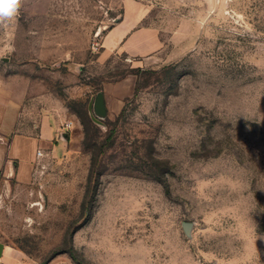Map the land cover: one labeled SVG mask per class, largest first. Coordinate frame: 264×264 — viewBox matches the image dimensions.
Segmentation results:
<instances>
[{
    "label": "rangeland",
    "instance_id": "1",
    "mask_svg": "<svg viewBox=\"0 0 264 264\" xmlns=\"http://www.w3.org/2000/svg\"><path fill=\"white\" fill-rule=\"evenodd\" d=\"M124 1L0 24V134L44 123L0 242L21 264H264V0H138L166 41L146 63L102 49Z\"/></svg>",
    "mask_w": 264,
    "mask_h": 264
},
{
    "label": "crops",
    "instance_id": "2",
    "mask_svg": "<svg viewBox=\"0 0 264 264\" xmlns=\"http://www.w3.org/2000/svg\"><path fill=\"white\" fill-rule=\"evenodd\" d=\"M123 10L122 18L106 30L102 39V49L106 54L121 53L129 59H141L142 63H146L163 51L166 41L163 39L159 28L143 24L148 15L143 3L138 0H125ZM172 45L174 49L168 56L170 61L176 60L178 54L187 46L186 43ZM102 98L106 108L104 94ZM43 124L41 125L39 139L14 136L11 140L6 141L3 135L0 134V185L3 188L9 185V179L12 175L16 177L18 182L28 179L33 162L44 155L43 153L38 155V152H35L34 155L31 153L30 156L24 155L31 144L43 141ZM13 162H16L14 169ZM3 245L4 249L0 264H21L18 258L19 255H16L10 247Z\"/></svg>",
    "mask_w": 264,
    "mask_h": 264
},
{
    "label": "clouds",
    "instance_id": "3",
    "mask_svg": "<svg viewBox=\"0 0 264 264\" xmlns=\"http://www.w3.org/2000/svg\"><path fill=\"white\" fill-rule=\"evenodd\" d=\"M21 3L22 0H0V24L17 15Z\"/></svg>",
    "mask_w": 264,
    "mask_h": 264
},
{
    "label": "water",
    "instance_id": "4",
    "mask_svg": "<svg viewBox=\"0 0 264 264\" xmlns=\"http://www.w3.org/2000/svg\"><path fill=\"white\" fill-rule=\"evenodd\" d=\"M102 109L104 111V104H103V98L102 95H100L95 103V110L101 114L102 113ZM14 166L13 169L15 168V164L16 162H13ZM3 249H4V245L2 243H0V258L2 257L3 254Z\"/></svg>",
    "mask_w": 264,
    "mask_h": 264
},
{
    "label": "built area",
    "instance_id": "5",
    "mask_svg": "<svg viewBox=\"0 0 264 264\" xmlns=\"http://www.w3.org/2000/svg\"><path fill=\"white\" fill-rule=\"evenodd\" d=\"M68 128H69V126L65 130H67ZM39 155H41V152H39Z\"/></svg>",
    "mask_w": 264,
    "mask_h": 264
}]
</instances>
